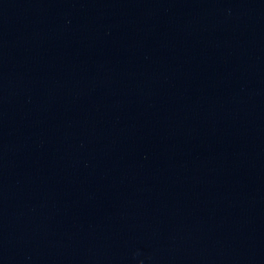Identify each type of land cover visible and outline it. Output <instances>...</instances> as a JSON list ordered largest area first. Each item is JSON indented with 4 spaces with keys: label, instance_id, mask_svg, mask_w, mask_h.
<instances>
[{
    "label": "water",
    "instance_id": "obj_1",
    "mask_svg": "<svg viewBox=\"0 0 264 264\" xmlns=\"http://www.w3.org/2000/svg\"><path fill=\"white\" fill-rule=\"evenodd\" d=\"M0 264H264V0H0Z\"/></svg>",
    "mask_w": 264,
    "mask_h": 264
}]
</instances>
